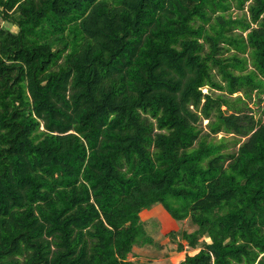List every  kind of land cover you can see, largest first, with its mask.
I'll list each match as a JSON object with an SVG mask.
<instances>
[{
  "label": "trees",
  "instance_id": "obj_1",
  "mask_svg": "<svg viewBox=\"0 0 264 264\" xmlns=\"http://www.w3.org/2000/svg\"><path fill=\"white\" fill-rule=\"evenodd\" d=\"M156 207L264 264V0H0V264H134Z\"/></svg>",
  "mask_w": 264,
  "mask_h": 264
},
{
  "label": "rangeland",
  "instance_id": "obj_2",
  "mask_svg": "<svg viewBox=\"0 0 264 264\" xmlns=\"http://www.w3.org/2000/svg\"><path fill=\"white\" fill-rule=\"evenodd\" d=\"M1 25L7 26V24L3 22H1ZM206 92L207 89L204 88L202 93ZM249 107L252 110L254 118L258 119L260 111L257 106L250 103ZM205 124L206 121H203L202 125L205 126ZM221 136L222 135H218V138ZM142 216V220L147 222V234L152 238L154 245L135 248L133 253L128 256V260L132 261L134 264H170L182 261L186 248H184L183 253L176 251L177 244L181 242L179 235L175 240H170L165 236V233L167 231H173L177 234H181L182 232L190 233L195 227L186 220L176 224L167 218L165 219L166 222L163 221L165 216L159 207L154 208Z\"/></svg>",
  "mask_w": 264,
  "mask_h": 264
}]
</instances>
